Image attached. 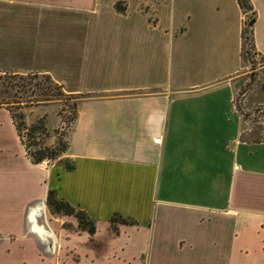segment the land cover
Segmentation results:
<instances>
[{
	"label": "crops",
	"instance_id": "0c3cea01",
	"mask_svg": "<svg viewBox=\"0 0 264 264\" xmlns=\"http://www.w3.org/2000/svg\"><path fill=\"white\" fill-rule=\"evenodd\" d=\"M248 1L264 60V0ZM248 17L239 0H0V72L80 97L66 152L46 164L0 107L16 144L0 143V264H264V137L252 104L235 106ZM221 94V107H172ZM49 192L97 231L48 235ZM112 217L129 222L119 236Z\"/></svg>",
	"mask_w": 264,
	"mask_h": 264
},
{
	"label": "rangeland",
	"instance_id": "374dc122",
	"mask_svg": "<svg viewBox=\"0 0 264 264\" xmlns=\"http://www.w3.org/2000/svg\"><path fill=\"white\" fill-rule=\"evenodd\" d=\"M248 15H252L249 8L246 9ZM250 44L244 43V49L248 48ZM251 57L247 59L246 65L241 69V76L239 80L241 81V88L238 90L235 96L236 107L239 111L245 109L247 105L252 104L250 110L245 111V116H248L249 119L253 118V123L251 130L257 131V134H260L261 137H264V60L256 56L253 47L250 48ZM35 82H39L43 84V79L41 77L32 80V84ZM174 96V95H173ZM172 96V97H173ZM27 97V96H26ZM174 96V104L172 107H202L204 104H211L214 102V107H221L224 103L222 101V94L220 96L206 95V96H183L180 98H176ZM79 96L76 95H65L60 99H54L50 101H42L39 103L29 104L28 106H24L22 111L25 113V121L26 123H31L35 120V118L44 116L47 135H42L43 142L45 144H53L56 142L58 137L62 139H66L69 127L71 126V119L74 115V108L79 100ZM230 107H234V103L230 100ZM237 110V111H238ZM236 111V115L238 118V112ZM247 119V117H246ZM3 120V116L0 113V121ZM257 121H262V123H258ZM13 132L9 130L7 124L0 125V143L5 139L6 144H9L11 147H16L13 141ZM11 138V139H10ZM39 138V137H38ZM19 160V159H16ZM52 162L51 160H44L41 163ZM46 211L47 218L50 225L53 226V230H55V234L48 231V235L54 236L56 235L58 243H61L66 238H70V235L81 233L83 231L87 232L89 235H93L97 231V224L94 221L95 232L89 233L87 228L81 227L79 223V219L75 215H66L54 212L53 208L50 207L49 201H46ZM59 217H63L62 222H60ZM124 224H129L128 221H110V230L117 236L120 235L121 226ZM64 231V232H62ZM49 243L51 245L52 241L49 238ZM51 247V246H50ZM51 252L55 253L59 258L61 263H78L81 258V255L76 252L74 253L72 250L68 251L65 249H53L51 247ZM131 257H128L126 260L127 264H132ZM195 258V257H194ZM140 264H145L146 256H139ZM152 264H166L153 262ZM167 264H175V263H167Z\"/></svg>",
	"mask_w": 264,
	"mask_h": 264
},
{
	"label": "trees",
	"instance_id": "16d2710c",
	"mask_svg": "<svg viewBox=\"0 0 264 264\" xmlns=\"http://www.w3.org/2000/svg\"><path fill=\"white\" fill-rule=\"evenodd\" d=\"M239 3L244 11L247 8L252 9L248 0H239ZM117 8L122 9L120 6H117ZM253 19L254 11H252V15L248 17L242 29L243 56L245 59L251 57L249 47L252 48L251 28ZM244 43L250 44L249 47L244 49ZM39 77L43 79V84L39 82L32 84V80ZM65 95L67 94L64 93L61 85L53 81L49 75L0 72V107H6L9 110L19 138L25 148L26 155L32 163L38 164L44 160L53 161L65 153L68 147V133L66 139L58 137L55 143L45 144L41 137L42 135H47L45 117H37L33 122L28 124L25 121V113L22 111V108L33 103L60 99ZM76 107L77 104L74 108L71 123L76 116ZM46 201H49V205L53 208L54 212L63 215H75L78 217L81 227L87 228L89 233L95 232L94 220L85 210L72 205L65 199L56 198L52 192L48 193ZM115 220L128 221L122 217L111 218V221Z\"/></svg>",
	"mask_w": 264,
	"mask_h": 264
},
{
	"label": "built area",
	"instance_id": "2783aa9c",
	"mask_svg": "<svg viewBox=\"0 0 264 264\" xmlns=\"http://www.w3.org/2000/svg\"><path fill=\"white\" fill-rule=\"evenodd\" d=\"M236 99V98H235ZM235 106H236V102H235Z\"/></svg>",
	"mask_w": 264,
	"mask_h": 264
},
{
	"label": "water",
	"instance_id": "95a60500",
	"mask_svg": "<svg viewBox=\"0 0 264 264\" xmlns=\"http://www.w3.org/2000/svg\"><path fill=\"white\" fill-rule=\"evenodd\" d=\"M54 241L52 240V243H53Z\"/></svg>",
	"mask_w": 264,
	"mask_h": 264
}]
</instances>
